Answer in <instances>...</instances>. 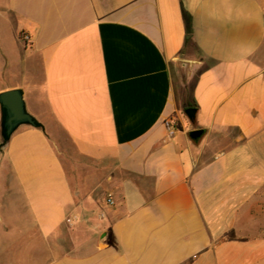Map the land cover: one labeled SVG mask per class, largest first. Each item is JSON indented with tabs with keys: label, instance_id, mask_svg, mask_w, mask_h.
Returning a JSON list of instances; mask_svg holds the SVG:
<instances>
[{
	"label": "crops",
	"instance_id": "1",
	"mask_svg": "<svg viewBox=\"0 0 264 264\" xmlns=\"http://www.w3.org/2000/svg\"><path fill=\"white\" fill-rule=\"evenodd\" d=\"M13 89L0 264H264V0H0Z\"/></svg>",
	"mask_w": 264,
	"mask_h": 264
},
{
	"label": "water",
	"instance_id": "2",
	"mask_svg": "<svg viewBox=\"0 0 264 264\" xmlns=\"http://www.w3.org/2000/svg\"><path fill=\"white\" fill-rule=\"evenodd\" d=\"M0 110H1V142L0 152L10 142L13 134L22 126H30L37 129L45 130L44 125L34 117L27 109L24 99L23 89H13L0 93ZM185 115L190 121L195 119L196 110L187 109ZM203 131L196 130L190 133L193 140H197Z\"/></svg>",
	"mask_w": 264,
	"mask_h": 264
},
{
	"label": "rangeland",
	"instance_id": "3",
	"mask_svg": "<svg viewBox=\"0 0 264 264\" xmlns=\"http://www.w3.org/2000/svg\"><path fill=\"white\" fill-rule=\"evenodd\" d=\"M26 74H28L27 72H24L23 71V74H21L19 77H16V78H11L10 79V82L12 83L14 80L16 81H19L21 78H22V76H24V75H26ZM179 80V78L178 77H176V81H178ZM14 81V82H15ZM177 89L180 91V90H182V87L180 86V85H178V83H177ZM190 87V86H189ZM28 110H29V108H28ZM30 112V111H29ZM62 160H63V163L65 164V167L67 168V171L69 172V175L71 176L72 174V171H71V167H73L74 166V168H76L79 172H84V171H86V169L85 168H83L82 166H80V164H79V162H75L74 163V165L73 164H71L70 162H68L67 160H66V158L65 157H62ZM71 179H72V176H71ZM18 199H17V197H15L14 196V194H13V191H11V190H6V192L4 193V194H1L0 195V203L4 206L3 208H4V210H7V208L6 207H8L9 205H13V204H16V203H18ZM18 204H20V203H18ZM20 211V214H21V216H23L22 215V212H21V210H19ZM7 212V211H6ZM18 212V211H17ZM6 214H8V213H6ZM22 220V227L20 228V230L21 231H23V230H25V229H28V228H31L30 226H26V222H25V219H21ZM69 230H73L72 228H69ZM17 237H19V235H16ZM33 256V255H32ZM32 258V257H31ZM21 262H25V259H23V261H21Z\"/></svg>",
	"mask_w": 264,
	"mask_h": 264
},
{
	"label": "built area",
	"instance_id": "4",
	"mask_svg": "<svg viewBox=\"0 0 264 264\" xmlns=\"http://www.w3.org/2000/svg\"><path fill=\"white\" fill-rule=\"evenodd\" d=\"M176 125V121L174 119H171V120H168L166 122V126L169 128V129H172L174 126ZM107 203L108 205L112 206L114 205V201L112 199L111 196H109V198L107 199Z\"/></svg>",
	"mask_w": 264,
	"mask_h": 264
}]
</instances>
